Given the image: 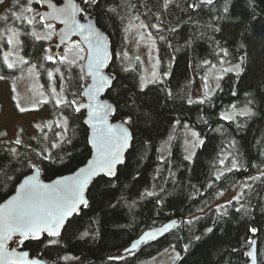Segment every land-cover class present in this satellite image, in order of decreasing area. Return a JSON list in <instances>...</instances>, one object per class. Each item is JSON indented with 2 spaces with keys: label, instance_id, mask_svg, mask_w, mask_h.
I'll return each mask as SVG.
<instances>
[{
  "label": "trees",
  "instance_id": "trees-1",
  "mask_svg": "<svg viewBox=\"0 0 264 264\" xmlns=\"http://www.w3.org/2000/svg\"><path fill=\"white\" fill-rule=\"evenodd\" d=\"M193 2L196 0H174L167 9L163 0H98V6H92L91 17L107 33L111 45L107 73L116 78L106 97L115 106L112 119L122 121L132 114V125H126L133 136L131 146L117 170L119 179L102 175L93 180L88 206L71 218L73 227L63 229L58 237L43 234L38 240L29 237L23 244L24 238L16 237L10 243L16 241L18 248L47 264H143L164 249L179 252L174 264H249L251 238L256 239L257 264H264V176L255 183L248 180L264 172V2L258 3L255 20L248 18L245 0H233V19H214L229 15L223 13L224 0L187 8ZM38 4L36 0H11L0 12V45L8 46L9 30H19L22 53L36 66L44 87L48 73L59 70L65 77V102L76 103L66 107L48 102L51 124L33 135L24 131L12 139L0 135V202L15 191L18 184L13 181L18 174L28 175L36 165L42 178L49 181L82 166L92 151L85 110L75 111L87 83L82 64L61 62L53 55V60L46 59V41L37 39L33 35L36 27L27 23V9ZM237 16L247 23L242 24ZM133 20L148 25L143 31L157 46L160 78L145 87L139 64L128 68L124 56L125 27ZM154 24L160 25L159 30L151 27ZM222 48L228 50L231 63L241 64L242 71L226 74L205 103L189 104L194 74L204 75L209 65L219 61ZM17 71L7 67L0 56V79L11 82ZM233 106L251 108L253 114L234 120L222 118L221 113ZM61 118L66 124L65 119L57 121ZM185 125L194 128L204 141L192 161L184 154ZM172 131L162 160L161 143ZM17 139L20 144L15 143ZM53 143L57 146L52 147ZM39 153L50 158L42 159ZM228 153L232 155L220 164ZM232 156L238 168L229 172ZM219 172L223 175L217 179ZM245 182L251 187H243ZM236 187L239 200L218 203L225 192ZM145 190L156 196H144ZM192 217L199 219L185 222ZM173 219L178 225L172 231L142 244L135 252L123 253L145 230ZM209 227L212 232L206 231ZM251 227L257 232L251 233Z\"/></svg>",
  "mask_w": 264,
  "mask_h": 264
},
{
  "label": "snow or ice",
  "instance_id": "snow-or-ice-1",
  "mask_svg": "<svg viewBox=\"0 0 264 264\" xmlns=\"http://www.w3.org/2000/svg\"><path fill=\"white\" fill-rule=\"evenodd\" d=\"M83 7H78L75 4H70L66 7L57 8L54 10V18L61 19L62 23L68 24L71 22L72 26L79 28L81 33L88 32L89 36L86 39H90V46L92 47V56L95 63V67L90 64V70L95 74L98 79H94L93 83L89 85V99H94L95 94L103 90L105 85L109 84L112 80H114L115 76H102L99 74L100 68L104 65V59L107 58V53L102 52L100 48L101 36L99 33L93 32L92 26L89 25L85 27L84 24H80L76 20V15L79 13L82 17L88 16L91 18V12L89 11L93 5L98 6V0H80ZM174 0H163V8L167 9L170 4H172ZM259 2H264V0H245L246 9L249 20L256 19V9ZM233 0H224L222 5L223 13L229 14L227 17L224 15H220L219 17H215L214 19H233L230 15V6L232 5ZM214 5V0H196V2L189 3L187 8L196 9L201 6ZM213 10H215L213 8ZM27 11H32L31 8L27 9ZM114 11V9H113ZM261 12L264 13V9H261ZM6 19V18H5ZM41 21L44 19L40 17ZM135 19H139V17H135ZM237 20H241V23H247L241 19L240 16L235 17ZM27 23L31 25L33 20H27ZM47 28L51 29L53 26L51 24L45 25ZM211 26V25H209ZM140 27H148L141 23ZM153 28H157L159 30L160 25L154 24L151 25ZM175 31V29H172ZM219 31V28L215 29ZM247 31V28H245ZM243 34V33H241ZM33 35H35L33 33ZM40 39V37H36ZM163 39V37H160ZM8 43H12V40L9 39ZM78 46V45H77ZM243 47V44H241ZM224 56H228V50L226 48H222ZM5 63H7V54H5ZM46 59L53 60L52 55L46 56ZM61 62H65L67 57H61ZM241 63L244 60L242 56L240 58ZM223 58H221V63H223ZM68 63H75V61H69ZM205 63H208L205 61ZM9 68L14 67L12 63H7ZM232 69H226V71ZM234 70L239 74L241 69V64L238 63L234 66ZM167 74V73H166ZM165 74V75H166ZM49 76L52 75L51 72L48 73ZM78 79H83V77H79ZM151 83H155L156 81H150ZM210 99V95L206 94L203 99L192 100L189 99L188 103H205ZM58 104H65L66 107H71L76 103V101L65 102L63 100H58ZM81 107H85V105H80L75 108L76 112H80ZM87 107H91L92 111L89 113V121L96 120L99 123L107 124V116L110 111H112L111 106L107 104H89ZM235 107V106H233ZM239 115L241 116H251L252 109L246 108L244 110H240ZM224 119H235V115H224ZM133 121L132 114H126L125 119L122 120V123L118 127H108L107 131L103 133V140L98 143V152L99 155L94 161H90L89 165L86 168L79 169L78 173L73 177H64L61 180L55 181L53 185H40L36 182L35 176H27L24 173H20L15 177L13 181L14 184H20L21 193L17 196L12 197V201L7 209L0 212V224L8 231L9 234L11 232H20L21 236L24 238L20 241L21 244L24 243L25 239L29 238V234L33 239H39V233L46 232L50 236L58 237L61 235V229L63 228L67 231L69 228L73 227L72 218L75 213H77L79 206H88V200L84 198V188L88 184L89 180L98 175L99 173H105L109 177H115L119 179L116 171V165L118 163H123L121 160L122 150L126 148L129 144L130 135L128 132V128L125 127L131 126ZM180 123V121H177ZM239 127V126H238ZM66 131V129H65ZM216 131H220V129H216ZM57 135H61L57 133ZM192 136L199 141L200 145H203L204 141L199 138V133L193 131ZM71 143L69 139L67 141ZM16 144H20L21 141L17 139L15 141ZM235 141L231 142V146H235ZM55 143L52 144V147H56ZM15 151L14 149L12 150ZM42 159H49L50 157L44 156L43 153H39ZM191 155L185 157L187 160L192 159ZM231 153L225 155L222 159H220V164H224L225 160L231 156ZM164 160V157H161ZM31 166V162L29 161ZM238 164L235 156H232V165L227 171L231 172L233 169H237ZM223 175V172H219L216 175V178L219 179ZM21 176H24L23 183H20ZM264 176V172H261L257 176L248 177V180H251L255 183L257 180H260L261 177ZM12 180L11 177H9ZM212 185L209 184V187ZM243 187L250 188L251 185L245 182ZM144 196H156V193L150 190H145L143 193ZM239 196L234 197L233 199L239 200ZM229 203H231L229 201ZM240 209H237L239 211ZM199 217H192L190 220L185 221L186 223H192L193 220H198ZM207 232H212L213 229L209 227L206 229ZM251 233H256L257 229L255 227L249 228ZM87 235V233H84ZM147 235H151L148 233ZM195 239H200V237H195ZM49 243L55 244L56 240H50ZM248 243L251 244L253 241L249 238ZM135 247V245H133ZM174 247V246H173ZM188 245L184 246V250L187 251ZM0 251H2V245H0ZM27 256V253L22 252L19 257L16 258V264H27L24 258ZM118 259H123L122 257H117ZM177 258H179V254L177 253ZM112 259V258H110Z\"/></svg>",
  "mask_w": 264,
  "mask_h": 264
},
{
  "label": "rangeland",
  "instance_id": "rangeland-1",
  "mask_svg": "<svg viewBox=\"0 0 264 264\" xmlns=\"http://www.w3.org/2000/svg\"><path fill=\"white\" fill-rule=\"evenodd\" d=\"M41 0H36L39 6L37 8L29 6L32 11H29L28 20H33L31 24L34 29L36 37H40L46 41L49 55L58 58L67 57L68 61H75L81 63L83 69V62L85 59L86 51L79 42L74 38L70 43L62 46L56 50V30L59 26L52 22H43L41 19H36L32 15L36 14V10H40ZM11 0H0V12H2ZM51 24V29L45 25ZM136 21H130L125 27L126 48L124 56L126 58V66L133 68L136 64L140 66V77L142 87L150 84V81L158 80L159 75V59L156 41L148 36L143 28L140 27ZM11 39L12 43L8 46L0 45V56H2L5 63V54H7V63H12L17 69L11 82L0 79V135L6 134L9 139H12L16 133L24 131L26 135H33L40 131L44 125L51 124L49 119L50 113L47 108V103L52 101L57 104L58 100L66 101L64 92L65 77L59 70L51 71L52 75L49 76L47 87H44L43 81L34 64L27 62V59L22 53L21 33L19 30H9L7 33V41ZM78 45V46H77ZM223 58V63H221ZM7 63L6 66H7ZM238 63H231L228 56H224L223 52L218 62L212 63L207 67L204 75L194 74L193 87L191 92V99H203L206 94L210 96L217 90L221 79L228 73H237L234 66ZM8 67V66H7ZM226 69H232L226 71ZM87 78V77H86ZM88 82V78H87ZM248 107H233L230 110H225L221 113L222 118L224 115H235V119L239 115L240 110ZM65 118L58 119L60 123L64 122ZM234 120V119H226ZM64 124H66V119ZM197 132L194 128L185 125L183 148L185 157L195 153L200 146L199 141L192 136V132ZM198 133V132H197ZM173 131L163 140L160 147V157H165ZM199 138L202 139L199 135ZM194 155H192V161ZM240 189L238 187L225 192L223 197L218 203L229 201L236 197ZM217 203V204H218ZM9 247L18 248L17 242L9 244ZM179 252L175 249H164L157 254L142 261L143 264H174ZM180 256V254H179ZM72 264H79L73 262Z\"/></svg>",
  "mask_w": 264,
  "mask_h": 264
},
{
  "label": "water",
  "instance_id": "water-1",
  "mask_svg": "<svg viewBox=\"0 0 264 264\" xmlns=\"http://www.w3.org/2000/svg\"><path fill=\"white\" fill-rule=\"evenodd\" d=\"M41 3L45 7V9L41 12L42 17L44 18L43 20L45 22L55 23L59 26V28L55 32L56 50H59V48L70 43L74 38H76L79 40V42L81 43V45L86 51L85 59L83 62V71H84L85 76L88 78V82L83 87V101L80 104V105H85V107H81L82 109L85 110V118H84L85 123L86 121H89V113L92 111V108L87 107V105L107 104V105H110L112 109V111L108 113L106 125L103 123H99L96 120H91L90 122L86 123L89 128V142H90L92 151H91V155L89 159L82 166L78 167L76 170L70 173L57 176L49 181H46L42 178L41 169L36 165L34 166L32 172L27 175V176H35L36 182L39 183L40 185H50L51 186L54 184L55 181L61 180L64 177H73L74 175L78 173L79 169L86 168L89 165L90 161H94L99 155L98 143L103 140V133L107 131L108 127L120 126L122 121L112 119V115L115 111V106L106 97L107 91L111 87L113 80L109 84L105 85L103 90L96 93L94 99H91V100L89 99V95H88L90 92L89 85L93 83L94 79H98V77L95 76V74L90 70V67H89L90 64L93 66V68L95 67V63H94L93 56H92V47H94L95 45L93 44L92 46H90V39H86V37L89 36V33L88 32L81 33L79 28L72 26L71 22H69L68 24L62 23L61 19L54 18V15H52L55 9L66 7L70 4H75L78 7H82L80 0H62L60 3H57L54 0H41ZM76 20L80 24H84L85 27L91 25L93 32L100 34L101 36L100 48L102 49V52L107 53V58L104 59V65L100 68L99 74L102 76H110L107 73V68L110 62L111 45H110V41H109V37L107 33L98 26L95 18L93 17L91 18H89L88 16L82 17L79 13H77ZM125 127L127 126L125 125ZM128 132L130 135L129 144L126 148L122 150L121 160L123 161V163H118L116 165V171L118 170L119 166L124 164L127 151L129 150L132 140H133V136L129 128H128ZM102 175H106V174L99 173L98 175L93 176L89 180L88 184L84 188V198L85 199L88 200L87 194H88V190L93 180ZM23 180H24V177L21 179L20 183H23ZM20 193H21V188H20V184H18L15 188V191L10 196H8L5 200L0 202V212L7 209L12 201V197L17 196ZM82 207L83 206H79L77 213L80 211ZM77 213H75L74 216ZM177 225H178V220L173 219L160 226L152 227V228L145 230L136 240H134L127 248L123 250V253L126 254V253H132V252L137 251L141 247L142 244H145L150 241H154V240H157L163 237L164 235L172 231L175 227H177ZM62 230L63 228L61 229V231ZM148 233H151V235H147ZM43 234L48 235V233L46 232H41L38 235L40 237ZM16 237L23 238L20 232H11V234H9L8 231L3 227V225L0 224V245H2V251H0V264H16V258L19 257L22 252L27 253V256L24 258L27 264H47L45 260L37 256H31L28 250H24V249H20L16 247H9L10 241ZM29 237H31V234H29ZM51 237H54V236H51ZM133 245H135V247H133ZM248 257H249V264H257L256 239L253 240L252 245L248 249Z\"/></svg>",
  "mask_w": 264,
  "mask_h": 264
},
{
  "label": "flooded vegetation",
  "instance_id": "flooded-vegetation-1",
  "mask_svg": "<svg viewBox=\"0 0 264 264\" xmlns=\"http://www.w3.org/2000/svg\"><path fill=\"white\" fill-rule=\"evenodd\" d=\"M40 6H42V8H41L40 10H36L37 13L34 14V15H32L33 17H36V18H37L38 16H39V18L42 17L41 12L45 9V7L42 5L41 1H40ZM42 21L45 22L44 20H42ZM46 23H47V22H46Z\"/></svg>",
  "mask_w": 264,
  "mask_h": 264
}]
</instances>
